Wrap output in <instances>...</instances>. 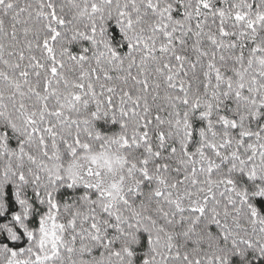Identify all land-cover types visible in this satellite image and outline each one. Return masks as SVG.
I'll return each instance as SVG.
<instances>
[{
	"label": "snow or ice",
	"instance_id": "1",
	"mask_svg": "<svg viewBox=\"0 0 264 264\" xmlns=\"http://www.w3.org/2000/svg\"><path fill=\"white\" fill-rule=\"evenodd\" d=\"M0 264H264V0H0Z\"/></svg>",
	"mask_w": 264,
	"mask_h": 264
}]
</instances>
